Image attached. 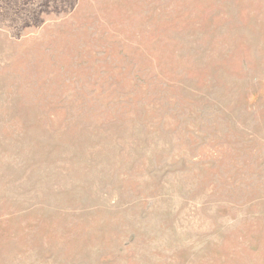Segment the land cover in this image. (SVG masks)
<instances>
[{
	"label": "rangeland",
	"instance_id": "rangeland-1",
	"mask_svg": "<svg viewBox=\"0 0 264 264\" xmlns=\"http://www.w3.org/2000/svg\"><path fill=\"white\" fill-rule=\"evenodd\" d=\"M0 264H264V0H0Z\"/></svg>",
	"mask_w": 264,
	"mask_h": 264
}]
</instances>
